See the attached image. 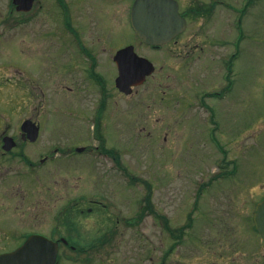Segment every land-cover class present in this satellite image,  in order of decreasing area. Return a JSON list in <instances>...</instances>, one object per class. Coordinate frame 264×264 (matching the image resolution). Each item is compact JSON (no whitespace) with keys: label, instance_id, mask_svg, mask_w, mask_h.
Listing matches in <instances>:
<instances>
[{"label":"flooded vegetation","instance_id":"flooded-vegetation-1","mask_svg":"<svg viewBox=\"0 0 264 264\" xmlns=\"http://www.w3.org/2000/svg\"><path fill=\"white\" fill-rule=\"evenodd\" d=\"M127 1L118 12L127 19L119 28L114 0H0V264H46L43 258L52 248L37 246L36 238L58 244L55 264H264V242L254 221L264 200V182L250 187L222 180L241 173L240 160L227 170V157L243 153L232 130L227 133V122L232 110L243 105L242 60L254 54L262 0H166L160 7L164 28L173 31L160 45L135 34V0ZM99 27L104 32L95 31ZM117 28L129 37L115 46ZM131 46L155 71L126 95L116 87L115 56ZM161 61L170 62V69ZM180 70L188 85L182 89L177 84ZM167 71L166 80L172 77L175 85L163 89L159 80ZM146 84L148 96L175 116L157 118L162 141H168L170 126L189 128L188 137L193 121H199L207 133L208 150L203 152L220 158L221 172L193 185L194 197L176 218H168L164 203L154 207L153 199L142 198L136 209L129 208L124 233L150 219L158 233L156 261L132 262L130 251L122 262L89 261L81 255L95 257L106 248V236L95 228L98 217L112 219L108 208L114 202L83 193L68 197V188H82L69 186L64 175L68 168L90 163L103 141H111L116 121H126L114 118L115 104L123 98H140L141 104L139 92ZM167 98L173 100L165 102ZM67 121L104 133H87L86 138L46 133ZM143 121L136 122L143 126L141 132L148 130L149 121ZM224 205L239 206L238 216L249 218L257 241L244 236L235 218L213 215L212 206ZM37 252L42 255L38 261Z\"/></svg>","mask_w":264,"mask_h":264},{"label":"rangeland","instance_id":"rangeland-1","mask_svg":"<svg viewBox=\"0 0 264 264\" xmlns=\"http://www.w3.org/2000/svg\"><path fill=\"white\" fill-rule=\"evenodd\" d=\"M114 2L116 4L115 23L120 28L122 27L120 21L125 22L127 19L118 13L119 9L127 8L129 3L127 0H114ZM260 7H264V0L260 3ZM258 12L254 54L245 55L242 60L243 105L241 104L237 110L235 108L232 110V120L229 119L227 122V133L232 130L231 138H235L234 141L238 139L243 145L242 157L229 156L227 160L235 161V163L240 160L238 165H240L241 173L227 176L225 180L222 178L225 182L243 181L250 187L264 182V123L262 122L264 120V9ZM119 28L115 31V34L117 33L115 46L129 37L126 30L118 31ZM95 31L104 32L101 27L96 28ZM141 51L154 55L146 49ZM167 62L163 61L161 64L170 69ZM165 74L163 79L159 80L163 89L167 85L174 88V79L170 77V80H166L169 72ZM170 74L173 75V72ZM177 84L180 89L188 86L185 81H182V70H180ZM149 87L150 85L146 84L140 89L139 96L143 97L141 104H138L140 98H123L115 104L114 118L117 120L119 117H125L126 120L116 121L115 127L109 132L113 139L112 144L118 147L116 152L119 159L115 160L111 157L113 160L111 158L108 160L95 152L90 158L91 165L94 166L91 170L86 168L89 163H85L79 167L68 168L65 172L64 177L69 182V186L79 184L82 188L81 190L68 188V197H79L83 193L91 198H106L104 200L107 204L114 202V205L108 208L113 215L112 219L106 221L98 217L99 226L95 228V232L100 237L106 236L107 243H102L106 248L95 257L90 253L81 255L84 259L89 258V261H95L97 257L98 261L122 262L125 260L127 251H130L132 262L156 261L155 248L158 233L150 219H147L140 229L132 227L130 232L124 233L123 219L128 217L129 208L135 209L140 198L151 195L154 207L164 203L168 210V218H176L186 207L187 199L194 197L193 191L190 192L193 185L197 187L199 182H207L212 176L221 172V169H218L220 158H213L209 153L203 152L208 150L207 133L199 121H193L188 137L184 136H187L189 128L182 131L180 125L170 126L168 141L166 143L162 141V136H159L158 125L160 124L157 118L168 119L175 116L172 110L168 112L164 110L159 100H153L152 96H148ZM172 100L167 98L165 102ZM140 119H143V122L149 121L148 130L143 134H141L142 125L136 123L140 122ZM89 127L92 134V126L77 125L67 121L55 128H48L46 133L86 138ZM126 146L128 150L124 149ZM78 158L79 156L76 157ZM124 169L132 176V181L135 183H130V178H126ZM144 182L149 183L151 188ZM212 209L213 215H224L228 219L235 218L234 224L239 227L244 236L249 235L257 241L256 234L252 235L253 225L251 221H248L249 218L238 216L241 213L238 205H224L222 208L212 206ZM117 219L121 221L120 225H117ZM127 246L130 248L127 249Z\"/></svg>","mask_w":264,"mask_h":264},{"label":"water","instance_id":"water-1","mask_svg":"<svg viewBox=\"0 0 264 264\" xmlns=\"http://www.w3.org/2000/svg\"><path fill=\"white\" fill-rule=\"evenodd\" d=\"M163 4V0H136L132 9V24L138 36L143 38L147 43H160L164 40L167 30L160 27L165 22L162 12L158 8ZM132 48L119 51L115 60L119 66V77L117 78V87L126 94H130L132 86L142 84L146 76L154 71L153 65L146 59L139 58L130 53ZM37 134V131H36ZM256 226L264 239V201L257 207L255 215ZM37 245L52 248V253L47 259L48 264L55 260L56 245L51 241L45 240L38 242ZM41 254L37 253V260Z\"/></svg>","mask_w":264,"mask_h":264}]
</instances>
